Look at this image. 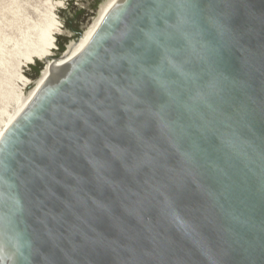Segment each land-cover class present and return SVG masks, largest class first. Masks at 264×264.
<instances>
[{"label": "water", "instance_id": "water-1", "mask_svg": "<svg viewBox=\"0 0 264 264\" xmlns=\"http://www.w3.org/2000/svg\"><path fill=\"white\" fill-rule=\"evenodd\" d=\"M105 1L23 67L55 69L0 138V264H264V0H118L58 62Z\"/></svg>", "mask_w": 264, "mask_h": 264}, {"label": "rangeland", "instance_id": "rangeland-1", "mask_svg": "<svg viewBox=\"0 0 264 264\" xmlns=\"http://www.w3.org/2000/svg\"><path fill=\"white\" fill-rule=\"evenodd\" d=\"M55 2H61L62 6L55 9L57 19L63 25V33L59 35L73 38L72 31L64 25L59 16L62 9L69 7L71 0H0V130L8 118L5 113L14 112L16 97L24 94L28 87L22 82V77H26L23 67L25 66L27 71H33L32 67L23 63L17 51L23 49L26 37L33 36V23H43L47 20ZM55 38L57 43L58 38ZM54 56H57V53L54 52ZM32 65L37 66V63Z\"/></svg>", "mask_w": 264, "mask_h": 264}, {"label": "bare ground", "instance_id": "bare-ground-1", "mask_svg": "<svg viewBox=\"0 0 264 264\" xmlns=\"http://www.w3.org/2000/svg\"><path fill=\"white\" fill-rule=\"evenodd\" d=\"M118 0H106L103 4L102 15L99 20L89 29V31L83 36L80 43H78L70 53V55L65 59H58L57 61L60 63H64L70 61L77 54H79L84 47L88 44L93 34L96 32L103 18L106 16L108 11L114 6V4ZM61 2H55L52 5V13L49 14L47 20L43 23L34 22L32 25L33 36L26 37V42L23 44V49L21 51H17L19 54V58H22L23 63L26 65L35 64L36 59L43 60L48 56H54L53 49H58L56 45L55 35H59L63 33V25L58 21L55 9L61 8ZM35 30V31H34ZM11 52V51H10ZM14 54V53H13ZM12 57V56H11ZM55 69L54 65L46 64L44 69L41 72L40 78L37 80L36 84L28 89V93H21L15 99V110L14 112H3V114H7V119L4 122L2 129L0 130V138L2 137L5 129L15 120V118L24 110V108L28 105V103L35 96L39 87L47 80L50 76L51 72ZM22 82L25 86H29L32 82L26 77H22ZM2 114V112H1ZM6 116V115H5Z\"/></svg>", "mask_w": 264, "mask_h": 264}, {"label": "trees", "instance_id": "trees-1", "mask_svg": "<svg viewBox=\"0 0 264 264\" xmlns=\"http://www.w3.org/2000/svg\"><path fill=\"white\" fill-rule=\"evenodd\" d=\"M80 15H81V12L79 13H75V15L72 16V18L70 19H67L66 20V26L69 30L72 31V36L75 38V39H78L82 36V30L80 29V26H79V18H80ZM61 51L64 50L63 47L60 48ZM43 68V65L40 64L39 67H35V71H36V76H38L39 72L42 70Z\"/></svg>", "mask_w": 264, "mask_h": 264}]
</instances>
